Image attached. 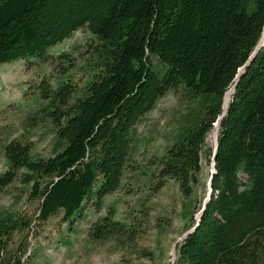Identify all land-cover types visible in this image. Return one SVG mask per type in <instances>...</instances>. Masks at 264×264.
Here are the masks:
<instances>
[{
	"label": "trees",
	"instance_id": "obj_1",
	"mask_svg": "<svg viewBox=\"0 0 264 264\" xmlns=\"http://www.w3.org/2000/svg\"><path fill=\"white\" fill-rule=\"evenodd\" d=\"M78 29L95 39L81 56L82 82L73 86L65 76L49 91L44 78L40 84L47 98L40 115L49 118L57 147L39 156L25 136L5 139L0 187L16 179L25 198L36 200L33 219L60 212L70 233L86 206L100 208L120 185L137 120L166 89L180 85L201 96L200 112L151 157V187L171 177L190 194L204 138L222 114L211 193L196 226L176 242L172 264H264V0H0V62L46 61V49ZM57 57L70 61L66 52ZM212 148L205 151L209 160ZM114 212L108 205L89 221L87 239L128 248L137 235L136 215L128 211L120 219ZM30 223L18 212L0 217V264L30 263ZM13 232L24 241L12 245Z\"/></svg>",
	"mask_w": 264,
	"mask_h": 264
},
{
	"label": "rangeland",
	"instance_id": "obj_2",
	"mask_svg": "<svg viewBox=\"0 0 264 264\" xmlns=\"http://www.w3.org/2000/svg\"><path fill=\"white\" fill-rule=\"evenodd\" d=\"M93 42L95 39L88 31L78 29L47 48L46 61L15 58L0 62V145L5 139L21 134L30 142L34 155L47 156L55 151L58 143L53 126L46 113L40 115L41 107L47 101L40 95L41 79H45L47 87L49 85L48 91L54 87L55 79L65 76L77 87L82 82L81 56ZM60 52H66L70 61L58 60ZM152 62L158 63L153 56ZM200 99L199 95L185 93L180 85L166 89L156 99L135 123L131 164L120 185L104 196L100 208L86 206L85 216L73 223L70 233L60 212L43 222L35 221L36 200L25 198L26 189L16 179L0 187V217L18 212L31 220L25 239L27 248L32 247L35 251L29 264H170L172 243L191 226L205 195L210 169L205 151L213 145L215 128L204 138L198 183L188 196L181 193L176 180L171 177H166L158 188L151 187L156 173L151 157L158 154L181 127L193 123V116L200 112ZM3 169L4 157L0 148V171ZM108 205L113 206L117 218H127L128 211L136 215L137 235L128 248L108 240L87 239L88 222L102 215ZM64 238L68 240L63 241ZM23 241L21 232H13L12 245ZM145 251H150L151 255Z\"/></svg>",
	"mask_w": 264,
	"mask_h": 264
},
{
	"label": "water",
	"instance_id": "obj_3",
	"mask_svg": "<svg viewBox=\"0 0 264 264\" xmlns=\"http://www.w3.org/2000/svg\"><path fill=\"white\" fill-rule=\"evenodd\" d=\"M262 40V36H261V39L260 41L258 42V44H256V46L254 47V49L252 50V52L249 54L248 56V59L238 68V71L237 73L235 74L234 76V79L237 78V76L239 75L240 71L242 70L243 66L248 62V60L253 56L254 52L256 51L258 45L260 44ZM234 84L235 82H233L230 87L225 91L224 93V96L226 93H230L232 88L234 87ZM224 96H223V100H222V108L224 109L225 105H226V100H224ZM229 96V95H228ZM222 114V112H221ZM218 115L215 122H214V128H215V131H214V134H213V148H212V155H211V158H210V169H209V174H208V177H207V181H206V191H205V195L201 201V204L198 208V210L196 211L195 213V216H194V222L191 226H189L188 228H186L181 234L180 236H178L177 238H175L174 242L172 243V246H171V251H170V264H172V261H173V258H174V249H175V244L176 242L181 239L182 237H184L188 232H190L197 224L198 222V219H199V214L201 212V210L203 209L204 207V203L205 201L208 199L210 193H211V180H212V174L214 172V153H215V149H216V124H217V120L218 118L221 116Z\"/></svg>",
	"mask_w": 264,
	"mask_h": 264
},
{
	"label": "bare ground",
	"instance_id": "obj_4",
	"mask_svg": "<svg viewBox=\"0 0 264 264\" xmlns=\"http://www.w3.org/2000/svg\"><path fill=\"white\" fill-rule=\"evenodd\" d=\"M226 94H227V93H226ZM226 94H225V95H226ZM228 95H229V93L227 94V96H226V97H228ZM224 100H225V97H224ZM214 131H215V130H214ZM214 131H213V134H214Z\"/></svg>",
	"mask_w": 264,
	"mask_h": 264
}]
</instances>
